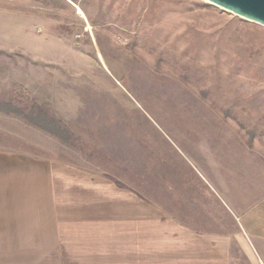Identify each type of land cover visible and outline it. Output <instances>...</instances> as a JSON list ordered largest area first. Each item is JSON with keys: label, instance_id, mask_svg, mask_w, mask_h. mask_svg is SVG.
I'll return each instance as SVG.
<instances>
[{"label": "rangeland", "instance_id": "1", "mask_svg": "<svg viewBox=\"0 0 264 264\" xmlns=\"http://www.w3.org/2000/svg\"><path fill=\"white\" fill-rule=\"evenodd\" d=\"M0 102L68 135L0 112V213L38 231L12 200L52 195L73 223L63 251L0 232V264H187L219 235L264 264L263 27L205 0H0Z\"/></svg>", "mask_w": 264, "mask_h": 264}, {"label": "crops", "instance_id": "2", "mask_svg": "<svg viewBox=\"0 0 264 264\" xmlns=\"http://www.w3.org/2000/svg\"><path fill=\"white\" fill-rule=\"evenodd\" d=\"M26 196V195H23ZM51 196H45V198H35L34 200L30 199V198H23L21 196V199H17L13 198L12 199H5L6 201H10L12 200V204L14 203L16 205H21L22 207H26L27 206H31L34 209L37 210H44L45 212L42 213V215L44 216L43 218H39L40 220L37 222V225H42L45 227H41L38 228V231H32L30 228L25 226L26 221L30 218V216L28 214H24V216H19V219H15L13 217V215H9L8 213H0V232H6L7 233V239L8 241L11 243L10 248H13V244H19V247H29L28 245H23L22 243H25V239H21L20 238V234L22 237L26 236V239L29 238V236L32 234H34L32 240L34 241H39V244L45 243L47 241H50V243L56 248L59 249L60 251H63L64 248H73L72 247V243L70 242V246H68V242L63 240V232L67 231V225L65 223H63L62 221L66 222V223H72V222H67L65 220H63V216H62V208H56V200H52ZM33 201L34 204L32 203H27V201ZM5 201V202H6ZM16 201H19L18 203ZM24 203V204H23ZM61 203H59L60 205ZM58 205V207H59ZM10 209H12L9 206ZM56 216L58 218H60L62 221H59L56 219ZM94 220H89V219H84L82 222H80V224H86L85 228L94 232H100V238L101 240L103 239V234H104V230L107 227L108 229V224H100L98 222V224H94ZM73 224V223H72ZM21 231V232H20ZM91 233V232H82L81 230L77 231V234L81 235V234H85L86 237H89L90 234L91 235H95L96 233ZM216 236H214L215 238ZM222 235L218 236V243L217 242H212V241H202L200 242V245H204V246H200V247H204L207 248V246L211 245L210 247H214L212 249H214V253L218 250V257L214 254L211 253V255H214L213 258H210L208 256L201 258L198 257L194 260V258H187L188 256H186L187 254L184 255V257H182L181 261L187 263V264H232V262H229L227 258H224L223 253H220L222 251L223 248V239H222ZM101 242V241H100ZM187 242V241H186ZM37 243V242H35ZM229 245V244H228ZM228 245L226 247H228ZM40 246V245H39ZM36 247V249L40 248V247ZM192 247V245H190ZM91 248H93L94 251L99 250V248L101 246L94 244L92 246H90ZM99 252L102 253V255L104 254V252L100 251ZM73 258H75V255H72ZM69 254H67V259H72L71 260V264H77L76 262H74L73 258L71 257ZM45 257V256H44ZM77 259V258H76ZM230 259V258H229ZM231 260V259H230ZM236 260V259H235ZM45 261V260H44ZM142 262V260L140 261V263ZM182 262V263H183ZM236 262V261H234ZM63 264H66L64 262H62ZM150 264V263H149ZM172 264H174L172 262Z\"/></svg>", "mask_w": 264, "mask_h": 264}, {"label": "water", "instance_id": "3", "mask_svg": "<svg viewBox=\"0 0 264 264\" xmlns=\"http://www.w3.org/2000/svg\"><path fill=\"white\" fill-rule=\"evenodd\" d=\"M205 2L264 28V0H205Z\"/></svg>", "mask_w": 264, "mask_h": 264}, {"label": "trees", "instance_id": "4", "mask_svg": "<svg viewBox=\"0 0 264 264\" xmlns=\"http://www.w3.org/2000/svg\"><path fill=\"white\" fill-rule=\"evenodd\" d=\"M34 107L35 106L26 112L22 109L16 108V106L12 104H8V102H0V112L22 117V119L26 120L28 123H31L39 129L48 132L52 136L64 139L66 137L65 135H67L66 129L62 128L61 124L56 121L54 117L47 116L46 112L42 111V109H39V107L35 109ZM59 129H61V131Z\"/></svg>", "mask_w": 264, "mask_h": 264}]
</instances>
